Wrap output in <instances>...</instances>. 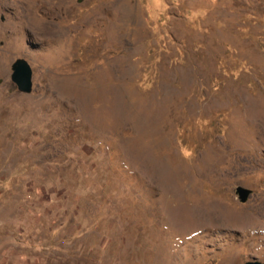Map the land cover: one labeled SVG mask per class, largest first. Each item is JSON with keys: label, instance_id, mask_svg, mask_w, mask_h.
I'll return each mask as SVG.
<instances>
[{"label": "rangeland", "instance_id": "rangeland-1", "mask_svg": "<svg viewBox=\"0 0 264 264\" xmlns=\"http://www.w3.org/2000/svg\"><path fill=\"white\" fill-rule=\"evenodd\" d=\"M254 260L264 0H0V264Z\"/></svg>", "mask_w": 264, "mask_h": 264}, {"label": "water", "instance_id": "water-1", "mask_svg": "<svg viewBox=\"0 0 264 264\" xmlns=\"http://www.w3.org/2000/svg\"><path fill=\"white\" fill-rule=\"evenodd\" d=\"M12 81L16 84L18 90L22 93L30 94L33 91V69L29 62L25 59H18L12 66ZM237 194L242 203H247L252 190L238 187ZM246 264H264L261 261H249Z\"/></svg>", "mask_w": 264, "mask_h": 264}, {"label": "bare ground", "instance_id": "bare-ground-1", "mask_svg": "<svg viewBox=\"0 0 264 264\" xmlns=\"http://www.w3.org/2000/svg\"><path fill=\"white\" fill-rule=\"evenodd\" d=\"M34 16H35V14H34Z\"/></svg>", "mask_w": 264, "mask_h": 264}, {"label": "flooded vegetation", "instance_id": "flooded-vegetation-1", "mask_svg": "<svg viewBox=\"0 0 264 264\" xmlns=\"http://www.w3.org/2000/svg\"><path fill=\"white\" fill-rule=\"evenodd\" d=\"M4 19V18H3Z\"/></svg>", "mask_w": 264, "mask_h": 264}]
</instances>
